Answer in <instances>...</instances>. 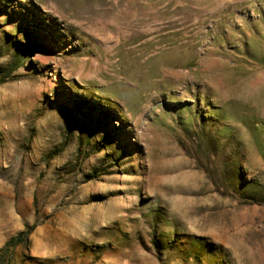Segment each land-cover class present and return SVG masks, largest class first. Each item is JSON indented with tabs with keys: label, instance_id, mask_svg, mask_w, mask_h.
Listing matches in <instances>:
<instances>
[{
	"label": "rangeland",
	"instance_id": "374dc122",
	"mask_svg": "<svg viewBox=\"0 0 264 264\" xmlns=\"http://www.w3.org/2000/svg\"><path fill=\"white\" fill-rule=\"evenodd\" d=\"M0 71L14 264H264V0H0Z\"/></svg>",
	"mask_w": 264,
	"mask_h": 264
},
{
	"label": "trees",
	"instance_id": "16d2710c",
	"mask_svg": "<svg viewBox=\"0 0 264 264\" xmlns=\"http://www.w3.org/2000/svg\"><path fill=\"white\" fill-rule=\"evenodd\" d=\"M11 44L14 46L15 44H17L19 47L21 45V49H22V56L23 58L27 59L30 57V50L28 49V47L26 45L23 44H19L15 39H11ZM32 68V67H31ZM4 73V71H0V74ZM7 74L9 73V70H7L6 72ZM76 113L72 116V118H77L79 116H81L83 120L82 123H86L87 120H90L89 117L87 116V114L84 113H79L78 111H75ZM110 135H108V137H105L104 139H102V143H99L98 147H102V148H109L108 145H104L105 143L110 144L111 143V138H113V130L110 129ZM208 140V145H207V141ZM207 150L210 149L209 147L212 148V141L211 138L210 140L208 139V136L205 137V145ZM206 173L208 174V176L211 178V174L209 173L210 171L208 169H205ZM232 171H230L227 174V180L229 182V184L231 186H233L234 188L237 187L236 184V180H238V178L233 177L232 178ZM251 190V191H250ZM238 192L240 193V195H242V199L244 200H251L254 203H259V204H264V186L262 187H256V186H251V183L248 184H244L241 183V180L239 178V187H238ZM27 235L28 233H19L16 237L9 239L4 247L0 250V264H14V252L16 247H18L19 245H22L26 242L27 240Z\"/></svg>",
	"mask_w": 264,
	"mask_h": 264
}]
</instances>
